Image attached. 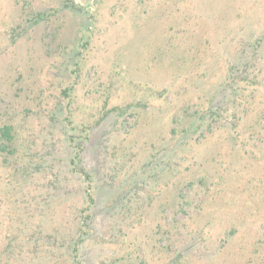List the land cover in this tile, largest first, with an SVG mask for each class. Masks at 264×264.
Instances as JSON below:
<instances>
[{"label":"rangeland","instance_id":"374dc122","mask_svg":"<svg viewBox=\"0 0 264 264\" xmlns=\"http://www.w3.org/2000/svg\"><path fill=\"white\" fill-rule=\"evenodd\" d=\"M4 126L0 264H264V0H0Z\"/></svg>","mask_w":264,"mask_h":264},{"label":"trees","instance_id":"16d2710c","mask_svg":"<svg viewBox=\"0 0 264 264\" xmlns=\"http://www.w3.org/2000/svg\"><path fill=\"white\" fill-rule=\"evenodd\" d=\"M242 54H243V52H241V55ZM231 78H232L233 81H236L237 83L242 82L241 78L239 76H237V75H232ZM199 119L200 120L201 119L203 120V117L202 118H199ZM0 131H1L0 132V138H1V140L2 141L9 142L11 140V137H12V135H11V128L8 127V126H4ZM5 149H6L5 144H4V146H0V152L3 153L5 151ZM75 156H76V153H75Z\"/></svg>","mask_w":264,"mask_h":264}]
</instances>
